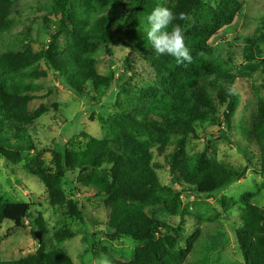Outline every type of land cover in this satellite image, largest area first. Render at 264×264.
<instances>
[{
    "label": "rangeland",
    "instance_id": "374dc122",
    "mask_svg": "<svg viewBox=\"0 0 264 264\" xmlns=\"http://www.w3.org/2000/svg\"><path fill=\"white\" fill-rule=\"evenodd\" d=\"M217 2L220 0H203L190 25L200 15L215 10ZM49 3L50 0H17L12 28L2 35V56L28 51L39 55L49 48L50 36L57 27L54 17H49L51 23L45 22ZM95 8L104 12L99 18L112 19L116 12L111 4L105 11ZM236 10L232 25L221 29L209 42L205 58L236 78L235 84L226 85V89H234L240 100L234 116L238 123L241 116L256 109L259 99H264V0H238ZM96 23H89L87 32L98 30L99 34ZM147 31L143 25L139 35L144 37ZM62 39L66 44V38ZM249 46L257 55L253 61L246 57ZM108 47L113 52L111 58L105 46L98 48L95 55L99 72H115V82L102 100L75 95L45 59L25 70L39 99L19 112L16 108L9 113L0 109L4 122L21 116L29 120L24 125L28 130L25 139L10 147L6 155H0V205L32 204L33 217L46 225L44 237L73 264H131L137 251L147 243L129 236L113 238L116 231L110 224L113 207L118 204L127 208L131 202L124 203L116 193L112 198L101 193L116 174L124 175V170L111 164L65 173L59 180L61 199L52 198L44 179L59 173L60 157L72 145L90 139L119 141L123 137L132 143L145 141L153 154L149 166L159 183L156 196L167 208L156 218L174 227L169 232L161 229L155 241L159 249L184 257L182 264H247L237 237L240 208L252 204L264 210V173L256 161L249 165L234 145L222 139L227 103H222L212 87L216 117L186 139L158 131L140 117L127 121L122 117L127 106L132 103L142 107L152 91L159 88V77L151 64L163 55H157L152 47H143L140 36L133 44L124 35ZM111 60L114 67L109 65ZM173 157L180 158L184 177L203 175L222 164L237 169L246 167L247 171L221 191L199 194L191 185L181 186L179 177L173 175ZM70 201L78 203L82 218L72 214ZM33 222V218L26 220L24 228L0 222L1 261L16 262L37 253V235L42 239L43 234ZM92 234L93 244L89 243Z\"/></svg>",
    "mask_w": 264,
    "mask_h": 264
},
{
    "label": "trees",
    "instance_id": "16d2710c",
    "mask_svg": "<svg viewBox=\"0 0 264 264\" xmlns=\"http://www.w3.org/2000/svg\"><path fill=\"white\" fill-rule=\"evenodd\" d=\"M202 1L50 0L45 22L51 23L49 17H54L57 27L50 36L49 48L39 55L29 51L10 56L0 53V109L9 113L16 108L19 112L39 99L25 70L33 68L41 59L49 63L75 95L102 100L115 82V72H99L95 57L98 48L105 46L111 58L113 52L108 44L126 35L133 44L140 36L141 45L151 49L147 34L144 37L139 34L143 25L148 29L147 16L153 9L167 7L176 14L187 13L191 19ZM16 2L0 0V43L3 33H8L12 28V12ZM110 4L116 11L114 17L99 18L104 12L96 10L95 6L105 11ZM237 6L238 0H220L215 10L200 15L191 25L190 20L177 19L174 23L184 28L185 45L190 51L192 62L177 64L175 58L168 55L155 58L151 66L158 74L159 88L152 91L153 95L145 100L142 107L130 103L122 117L127 121L140 117L158 131L186 139L194 136L197 129L214 121L217 111L212 94L214 87L222 103H227L222 139L234 145L249 165L256 161L264 173V99L257 101L256 109L251 114L241 116L239 122L235 123L234 116L240 100L236 93L229 94L226 85H234L236 78L205 58L211 39L221 29L232 25ZM94 21L97 22L96 29L100 28L99 34L98 30L96 33L87 32V25ZM130 33L134 36H129ZM63 37L66 38V44L62 43ZM246 57L249 61L256 59L252 46L246 49ZM109 65L114 67V61L111 60ZM28 122V118L23 116L7 122L0 117V155H6L10 147L25 139L28 130L24 125ZM234 129L236 132H233ZM70 148H66L60 157L59 173L44 179L52 198H63L59 180L65 173L114 164L124 170V175L116 174L112 183L101 193L108 198L116 193L124 203L129 201L131 204L123 209L118 204L113 207L110 222L116 231L113 238L129 236L138 242L147 243V246L137 251L131 264H182L184 257L172 251L162 252L155 242L157 235L162 233L161 229L169 232L174 227L156 218L167 208L156 196L159 183L149 166L153 157L149 142L132 143L127 137L119 141L90 139ZM170 163L171 172L179 177L181 186L185 188L191 185L193 191L199 194L221 191L240 180L247 171L246 167L237 169L222 164L203 175L184 177L180 158L173 157ZM69 205L73 215L83 217L77 202L70 201ZM31 211L30 203L0 205V222L8 221L14 223L16 228H24L25 221L33 218V223L43 234L35 255L16 262L0 260V264H73L64 253L51 247L52 241L44 237L46 225L42 220L35 219ZM239 221L237 237L245 262L264 264V210L246 204L240 208ZM94 238L92 234L89 243L93 244Z\"/></svg>",
    "mask_w": 264,
    "mask_h": 264
},
{
    "label": "clouds",
    "instance_id": "9594fccd",
    "mask_svg": "<svg viewBox=\"0 0 264 264\" xmlns=\"http://www.w3.org/2000/svg\"><path fill=\"white\" fill-rule=\"evenodd\" d=\"M189 21L187 13H174L167 7H157L147 16V38L157 55L175 58L177 64L191 63L192 56L185 45L184 28L174 22ZM171 26V28H170ZM234 89H229L232 94Z\"/></svg>",
    "mask_w": 264,
    "mask_h": 264
},
{
    "label": "water",
    "instance_id": "95a60500",
    "mask_svg": "<svg viewBox=\"0 0 264 264\" xmlns=\"http://www.w3.org/2000/svg\"><path fill=\"white\" fill-rule=\"evenodd\" d=\"M37 237L39 238V240L41 241V236H40V234L39 235H37Z\"/></svg>",
    "mask_w": 264,
    "mask_h": 264
}]
</instances>
